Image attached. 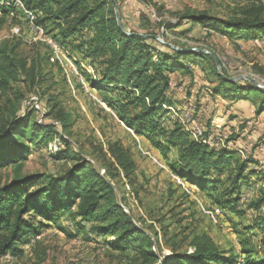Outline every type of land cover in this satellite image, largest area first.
<instances>
[{
  "label": "trees",
  "instance_id": "trees-1",
  "mask_svg": "<svg viewBox=\"0 0 264 264\" xmlns=\"http://www.w3.org/2000/svg\"><path fill=\"white\" fill-rule=\"evenodd\" d=\"M114 1L122 27L129 35H124L117 26L112 0H0V27L10 14L24 19L26 15L34 16L31 24L45 38L52 39L68 55L76 52L88 61L92 73L82 74L89 90L99 95L101 102L135 137L148 142L162 156L174 177L194 192L205 195L221 213H237L245 187L250 186V180L264 174L258 170L257 160L252 155L242 158L227 147L238 139L232 134L227 135L223 146H217V142H211L209 135L214 132L210 128L206 131L201 127L203 134L196 139L178 118L167 119L170 121L167 126L164 118L176 107L172 92L181 81L177 84L175 80L192 77L196 66L202 69L208 64L212 66L217 85L206 95L232 103L249 102L258 116L264 114V90L246 81L225 80L230 78L208 50L170 44L182 51L178 52L153 39L157 36L154 28L162 20L153 22L144 9V6L151 8V0H139L143 9L138 16V30L125 23L122 0ZM157 10L163 12L162 8ZM170 15L176 18V23L163 22L162 28L179 37H186L200 27L207 35L217 34L232 42L264 40L262 4L242 8L224 18L188 9ZM156 16L159 18L158 13ZM27 38L21 36L15 42L0 43V95H7L12 85L20 81L29 92L36 93L41 88L43 79L38 59L18 55ZM191 49L197 51L183 53ZM51 58L52 53L46 60L49 62ZM214 58L222 76L216 72ZM252 72L264 77V71L256 66ZM22 99L6 98L0 106V171L9 170L12 174L0 178V258L19 257L24 246L32 241L31 247L38 245L36 240L43 230L59 228V221L66 218L77 232L101 238L115 252H131L139 264H264V249L258 254L242 250L240 260L220 249L204 232L193 234L184 247L172 244L169 255L163 256L157 234H147L132 213L125 212L124 197L117 195L116 184L120 179L131 187L135 197L138 195L134 188L136 163L130 150L119 141L110 142L105 151H96L97 161L92 163L79 146L69 141L72 122L57 108L52 97L48 101L53 104L42 120L55 119L62 134L54 125L33 119L37 112L33 105L21 113ZM225 132L221 130L219 134ZM55 137L60 144L51 157L67 163L65 169L55 176L23 174L31 147L46 146ZM252 205L250 211L258 214L261 199Z\"/></svg>",
  "mask_w": 264,
  "mask_h": 264
},
{
  "label": "rangeland",
  "instance_id": "rangeland-1",
  "mask_svg": "<svg viewBox=\"0 0 264 264\" xmlns=\"http://www.w3.org/2000/svg\"><path fill=\"white\" fill-rule=\"evenodd\" d=\"M151 1V8L148 7L153 13L156 12V20H162V23L154 28L156 37L167 44L208 50L218 59L229 78L246 76L264 84V77L252 72L255 66L264 71V40L238 39L232 42L217 34L207 35L208 33L200 27L194 28L186 37H179L162 28L163 22L176 23V18L170 15L173 12L188 9L224 18L251 5H264V0ZM121 8L127 26L138 30V16L143 9L140 1L122 0ZM159 8H162L163 12H158ZM25 20L18 14H10L5 24L0 27V43L15 42L21 36H27V43L20 46L18 55L38 59L43 82L36 93L29 92L22 81L13 84L7 95H0V106L6 98L13 101L14 98L22 97L19 111L24 113L31 108L32 102H35L38 109H35L37 112L33 114V119L54 125L57 132L62 134L55 119L50 117L42 120L44 112L55 102L57 108L69 116L72 122L69 141L79 146L83 156L92 163L97 161L96 151H105L110 142L119 141L128 148L136 163L134 188L138 195L135 197L131 187L122 179L116 184L117 195L119 198L124 197L125 212L132 213L147 234H157L159 250L163 256L169 255L172 244L184 247L193 234L200 232L208 234L220 249L235 254L240 260L243 259L242 250L253 254L263 251L264 174L258 179L250 180V186L245 187L237 213H221L205 195L194 192L174 177L162 156L148 142L135 137L133 132L118 120L115 113L101 102L99 95L89 90L82 74L92 73L88 61H84L76 52H70L68 55L56 44L60 54L65 57L62 59L57 52L38 40L45 38L41 30H35L29 36L32 24L31 21L26 24ZM33 43L42 44L34 46ZM51 53L52 60L48 62L46 58L50 59ZM54 61L59 65L53 63ZM203 68L196 66L192 77H178L175 80L177 84L181 81L172 92L176 107L174 110L170 109V114L164 118L165 126L174 118H178L191 135L195 134L198 130L192 124L198 123L194 115L196 114L201 127L206 131L210 128L214 132V135H209L211 142H217L220 139L217 133L228 127L225 133L238 137L244 143L242 148L229 143L231 149L239 156L246 158L247 155H252L254 158L255 153H263L260 160L254 159L259 164L258 170L264 173V120L250 118L247 107H238L227 99L222 103L217 97L206 95V92L217 85V81L212 76L211 65H205ZM49 97L54 101L49 102ZM201 127L200 133L203 134ZM59 144L55 137L46 146H32L31 155L22 170L23 174H60L67 163L51 157L57 152ZM171 158L170 155L168 161ZM11 175L9 170L0 171L1 179ZM258 199H261V208L256 214L250 211V207H253L252 203ZM58 226L59 228L43 230L36 240L38 245L31 247L32 241L31 245L24 246L19 257L8 255L0 258V264H139L131 252H115L107 247L101 238L87 235L86 232H77L76 227L66 218L61 219ZM154 251L159 253L155 248Z\"/></svg>",
  "mask_w": 264,
  "mask_h": 264
},
{
  "label": "water",
  "instance_id": "water-1",
  "mask_svg": "<svg viewBox=\"0 0 264 264\" xmlns=\"http://www.w3.org/2000/svg\"><path fill=\"white\" fill-rule=\"evenodd\" d=\"M112 1H113V4H114V14H115V19H116V22H117V26H118L119 30H120L124 35H129V34L123 29V27H122L121 19H120V14H119V10H118V8H117V5H116L115 1H114V0H112ZM139 36H140V37H145V36H143V35H139ZM153 39H155V40L158 41L160 44H162V45H164V46H166V47H168V48H170V49H172V50H174V51L182 52V51L179 50L178 48H176V47H174V46H172V45H170V44L165 43L163 40L159 39L158 37H153ZM196 51H197L196 49H191V50L186 51V52H183V53L192 54V53H194V52H196ZM202 52H203V53H207L206 51H202ZM213 60H214V62H215V67H216V72H217V74L220 75V76H222V73H221V71H220V66H219L217 60H216L215 58H214ZM224 79H225V78H224ZM225 80H227V81L230 82V83H235V82H240V81H246V82L252 84L253 86H255L256 88L261 89V90H264V84H262V83H260V82H258V81H256V80H254V79H252V78H250V77H246V76H245V77H244V76H238V77H233V78L225 79Z\"/></svg>",
  "mask_w": 264,
  "mask_h": 264
},
{
  "label": "crops",
  "instance_id": "crops-1",
  "mask_svg": "<svg viewBox=\"0 0 264 264\" xmlns=\"http://www.w3.org/2000/svg\"><path fill=\"white\" fill-rule=\"evenodd\" d=\"M217 99H219L220 102H222V103H224V101H225V100L221 99L220 97H217ZM235 105L238 106V107H244V108L247 107V108L249 109L248 113H249V117H250V118L254 117V119L257 120V121H261L262 119L264 120V114L259 115V116L256 115V114H255V107L252 106L249 102L241 101V102H239V103H235ZM248 125H250V124H248ZM227 129H228V127H225V128H223L222 131H227ZM248 143H249V142H248ZM232 144H233L234 147L242 148V145H243L244 143L241 142V140L238 138V139H237L235 142H233ZM263 151H264V149H263ZM262 155H263V153H261V152H257V154L255 153V157H254V158L257 159V160H260V158L262 157Z\"/></svg>",
  "mask_w": 264,
  "mask_h": 264
},
{
  "label": "bare ground",
  "instance_id": "bare-ground-1",
  "mask_svg": "<svg viewBox=\"0 0 264 264\" xmlns=\"http://www.w3.org/2000/svg\"><path fill=\"white\" fill-rule=\"evenodd\" d=\"M145 9H146V12H147L148 14L153 15V17L156 18V17L154 16V13H155V12L153 13V12L151 11V9H150L148 6H146ZM152 13H153V14H152ZM27 18L29 19L28 21H31V22H33V20H34V16H30V15H28ZM29 23H30V22H29ZM32 27H34L36 31H40L39 28H37V27H35V26H32ZM36 35H37V34H36ZM38 40L41 41V42H43V43L46 44L47 46H49L53 51L57 52L58 47H57V45H56L52 40H50V39H48V38H47V40H46V38H38ZM49 41H50V42H49ZM58 51H59V49H58ZM37 109H38V108H37ZM201 130H202V129H201ZM202 133H203V132H202ZM201 136H202V134L200 133V135H199V132H196L195 134H193V137L196 138V139H200ZM201 140H202V139H201ZM217 143H218L217 146H223V145L225 144V139H223V138L220 137V139L217 140ZM227 147L231 149V147H230L229 144H227ZM239 152H240V151H239ZM242 155H243V154H242Z\"/></svg>",
  "mask_w": 264,
  "mask_h": 264
},
{
  "label": "built area",
  "instance_id": "built-area-1",
  "mask_svg": "<svg viewBox=\"0 0 264 264\" xmlns=\"http://www.w3.org/2000/svg\"><path fill=\"white\" fill-rule=\"evenodd\" d=\"M144 9H145V6H144ZM150 17H151V19L153 20V22H155V23H158L159 21L158 20H156L154 17H153V15H150ZM25 23L26 24H28V20H27V16H26V20H25ZM35 32V28L34 27H31L30 26V34L32 35V33H34ZM46 40H47V38H46ZM50 42V41H49ZM57 55L58 56H60L62 59H64L65 57L62 55V54H60V52L58 51V49H57ZM32 105H34L33 106V108L34 109H36V104H35V102H32ZM194 127H196L197 128V130H198V132H199V135H200V125L198 124V123H193L192 124ZM218 135H220V137L221 138H223V139H227V134H219V133H217ZM227 142V141H226ZM260 163H262L261 161H260Z\"/></svg>",
  "mask_w": 264,
  "mask_h": 264
}]
</instances>
